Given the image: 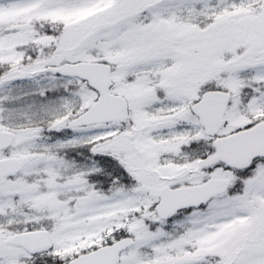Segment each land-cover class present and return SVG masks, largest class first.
Wrapping results in <instances>:
<instances>
[{"label": "snow or ice", "instance_id": "6c2138e0", "mask_svg": "<svg viewBox=\"0 0 264 264\" xmlns=\"http://www.w3.org/2000/svg\"><path fill=\"white\" fill-rule=\"evenodd\" d=\"M0 264H264V0H0Z\"/></svg>", "mask_w": 264, "mask_h": 264}]
</instances>
